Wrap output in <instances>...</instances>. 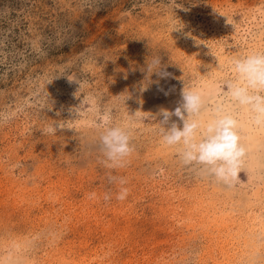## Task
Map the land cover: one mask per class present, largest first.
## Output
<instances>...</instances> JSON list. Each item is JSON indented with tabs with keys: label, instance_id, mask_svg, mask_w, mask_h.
<instances>
[{
	"label": "rangeland",
	"instance_id": "rangeland-1",
	"mask_svg": "<svg viewBox=\"0 0 264 264\" xmlns=\"http://www.w3.org/2000/svg\"><path fill=\"white\" fill-rule=\"evenodd\" d=\"M257 51L264 0H0V264H264V125L223 86H247L232 61ZM184 86L203 119L239 118L232 187L162 143ZM104 115L131 131L126 167L103 162Z\"/></svg>",
	"mask_w": 264,
	"mask_h": 264
},
{
	"label": "clouds",
	"instance_id": "clouds-1",
	"mask_svg": "<svg viewBox=\"0 0 264 264\" xmlns=\"http://www.w3.org/2000/svg\"><path fill=\"white\" fill-rule=\"evenodd\" d=\"M232 68L247 86H242L238 80L224 81L225 95L234 102V106H247L250 112L255 113V123L264 125V95L258 94L264 91V52H252L245 57L236 58L232 61ZM147 71L156 73L161 78L169 76L162 69L159 57L147 65ZM205 108L203 93L195 87L184 86L179 106L174 111L161 109L162 143L175 148L184 166L192 168L201 176L214 178L217 182L232 187L240 179V170L247 155V150L241 143L239 121L234 111L223 105L215 107L213 115L204 120ZM173 116L182 121V128L176 122L165 127ZM110 120L109 115L103 116L104 127L99 137L101 152L105 158L103 162L108 168H123L135 151L131 131L124 126L111 125ZM46 131L54 133L55 129L49 127ZM109 181H118L122 187L116 194V199L125 200L129 195V189L123 187L127 180L110 175ZM104 199L110 200L111 196L105 194Z\"/></svg>",
	"mask_w": 264,
	"mask_h": 264
},
{
	"label": "bare ground",
	"instance_id": "bare-ground-1",
	"mask_svg": "<svg viewBox=\"0 0 264 264\" xmlns=\"http://www.w3.org/2000/svg\"><path fill=\"white\" fill-rule=\"evenodd\" d=\"M223 49V48H222ZM221 53H222V50H221ZM217 55V54H216ZM221 57H223V56H221ZM220 59V58H219ZM221 61H222V59H221ZM220 67H221V65H220ZM216 69V68H215ZM218 70V69H217ZM220 70V69H219ZM216 72V71H215ZM214 72V73H215ZM218 72V71H217ZM219 72H221V71H219ZM208 74V73H207ZM212 74V73H211ZM214 75H217V74H214ZM213 75V76H214ZM218 75H219V73H218ZM222 76V75H221ZM216 77V76H215ZM218 78V77H217ZM212 80V79H211ZM210 80V81H211ZM208 82V81H207ZM240 82V81H239ZM207 84V83H206ZM206 87H208V86H206ZM212 86L210 85V88H211ZM215 87V86H214ZM220 87V86H219ZM202 88V87H201ZM209 88V87H208ZM200 89V88H199ZM220 89V88H219ZM206 91V90H205ZM214 92H215V89H214ZM215 93H217V92H215ZM232 103V102H231ZM234 103V102H233ZM232 103V104H233ZM217 104H218V102H217ZM219 104H221V101H220V103ZM227 104V103H226ZM229 104V103H228ZM231 105V104H230ZM232 106V105H231ZM231 106H229L230 108H231ZM244 107V106H243ZM240 108H241V106H240ZM237 109V108H236ZM229 110V109H228ZM205 113V112H204ZM242 113V112H241ZM211 114H213V113H211ZM207 116H208V113L206 114ZM241 116V115H240ZM244 116V115H243ZM205 117V116H204ZM246 117V116H245ZM210 118V117H209ZM237 118V117H236ZM208 119V118H207ZM239 119V118H238ZM246 119V118H245ZM244 119V120H245ZM253 119V118H252ZM204 120H206V119H204ZM250 121V120H249ZM254 122V121H253ZM243 123V122H242ZM240 124V123H239ZM252 124V123H251ZM257 125V124H256ZM244 126V125H243ZM259 126V125H258ZM240 127L242 128V126L240 125ZM239 127V128H240ZM244 128V127H243ZM246 128H248V127H246ZM256 128V127H255ZM245 129V128H244ZM241 130V129H240ZM250 130V129H249ZM249 132V131H248ZM243 133V132H242ZM262 135V134H261ZM250 136V135H249ZM254 137V136H253ZM251 141V140H250ZM252 142V141H251ZM248 143V142H247ZM254 145V144H253ZM248 147H249V145H248ZM75 263H77V262H75Z\"/></svg>",
	"mask_w": 264,
	"mask_h": 264
}]
</instances>
